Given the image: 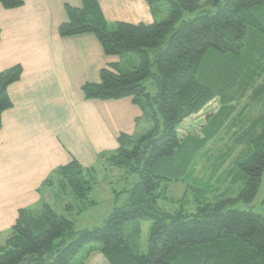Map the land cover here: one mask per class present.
Listing matches in <instances>:
<instances>
[{"label":"trees","instance_id":"trees-1","mask_svg":"<svg viewBox=\"0 0 264 264\" xmlns=\"http://www.w3.org/2000/svg\"><path fill=\"white\" fill-rule=\"evenodd\" d=\"M146 1L162 19L150 24L109 22L98 0H82L81 6L65 4L67 20L59 26L61 36L93 33L106 54L130 66L112 63L102 68L100 82L83 84L85 97L131 96L153 121L145 133H121L116 149L102 156L126 174H139L127 190L129 201L115 206L101 225L83 230H76L73 219L46 201L31 215L21 210L1 247L0 264H86L95 251L111 264H264V215L226 209L234 201L251 202L258 194L264 175V114L243 131L251 148L238 162L244 185L236 197L199 200L196 212L169 213L161 210L159 200L164 197L162 183L172 178L155 171L188 141L199 152L233 118L247 91L252 89L256 98L264 93V84L255 87L264 74V0ZM24 2L0 0L8 9ZM169 34L168 45L161 48ZM152 48L159 49L154 62ZM22 73L21 64L0 72V129L2 112L13 106L8 87ZM151 77L154 94L145 83ZM215 98L220 105L207 116L203 136L183 137L180 125ZM96 171L73 159L55 168L43 184L60 187L86 206L93 201ZM142 219L153 221L147 254L136 249ZM49 254L53 259L46 258Z\"/></svg>","mask_w":264,"mask_h":264},{"label":"crops","instance_id":"crops-1","mask_svg":"<svg viewBox=\"0 0 264 264\" xmlns=\"http://www.w3.org/2000/svg\"><path fill=\"white\" fill-rule=\"evenodd\" d=\"M98 2L109 22L150 24L163 18L146 0ZM66 3L81 6L82 0H25L10 9L0 3V72L23 67L20 80L8 87L13 106L1 118L0 250L20 211L31 215L48 202L43 182L55 168L73 159L86 167L106 163L102 156L116 149L119 135L138 134L145 118L131 96L85 97L83 84L100 82L102 68L130 66L106 54L93 33L61 36ZM108 263L95 251L86 264Z\"/></svg>","mask_w":264,"mask_h":264},{"label":"rangeland","instance_id":"rangeland-1","mask_svg":"<svg viewBox=\"0 0 264 264\" xmlns=\"http://www.w3.org/2000/svg\"><path fill=\"white\" fill-rule=\"evenodd\" d=\"M169 38L170 34L161 48L168 45ZM158 51L157 48L149 49L153 62ZM152 70L157 72V65H154ZM154 80V77H151L145 81L153 94L157 90ZM261 84H264V74L255 87ZM252 97L251 89L238 101V108L233 118L199 152H196L194 143L188 141L177 150L173 158L168 159L169 161L162 160L156 165V173L172 178L162 183L161 191L164 197L159 200L161 210L173 214L177 211L192 213L197 211L198 204H202L198 203L199 200L218 202L238 195L244 185V176L238 162L251 148L243 131L264 114V93L257 98ZM219 105V99L215 98L200 112L186 118L180 125V134L183 137L203 136L202 127L207 121V116L216 112ZM152 126L153 121L144 118L138 134L145 133ZM95 167L96 182L90 194V200L94 199V204L85 206L73 194L60 191L58 186H45L46 189L43 191L45 199L53 209L74 219L76 230L101 225L115 206L129 201L127 190L140 179L138 173L126 174L123 169L110 166L107 162L99 163ZM71 203L74 205H70L72 208L67 209L66 205ZM229 208L251 210L264 215V175L258 194L253 201H234L226 206V209ZM139 221L141 235L136 241L138 245L136 249L142 254H147L153 221L151 219ZM53 257L52 254L46 256L48 260Z\"/></svg>","mask_w":264,"mask_h":264}]
</instances>
